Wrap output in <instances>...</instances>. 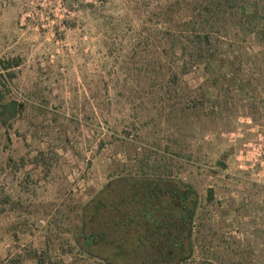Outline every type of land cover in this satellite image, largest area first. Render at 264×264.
Masks as SVG:
<instances>
[{"label": "rangeland", "instance_id": "374dc122", "mask_svg": "<svg viewBox=\"0 0 264 264\" xmlns=\"http://www.w3.org/2000/svg\"><path fill=\"white\" fill-rule=\"evenodd\" d=\"M141 171L198 195L181 264H264V0H0V264H103L82 209Z\"/></svg>", "mask_w": 264, "mask_h": 264}, {"label": "trees", "instance_id": "16d2710c", "mask_svg": "<svg viewBox=\"0 0 264 264\" xmlns=\"http://www.w3.org/2000/svg\"><path fill=\"white\" fill-rule=\"evenodd\" d=\"M197 207L196 191L181 179L118 175L85 203L80 251L103 264H181L194 253Z\"/></svg>", "mask_w": 264, "mask_h": 264}]
</instances>
